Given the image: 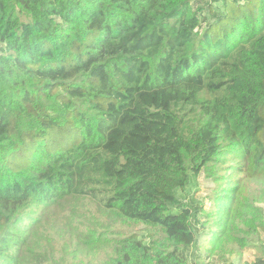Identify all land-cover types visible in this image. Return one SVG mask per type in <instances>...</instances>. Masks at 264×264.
Returning <instances> with one entry per match:
<instances>
[{
    "label": "trees",
    "instance_id": "1",
    "mask_svg": "<svg viewBox=\"0 0 264 264\" xmlns=\"http://www.w3.org/2000/svg\"><path fill=\"white\" fill-rule=\"evenodd\" d=\"M255 177L264 0H0V264H264Z\"/></svg>",
    "mask_w": 264,
    "mask_h": 264
},
{
    "label": "rangeland",
    "instance_id": "2",
    "mask_svg": "<svg viewBox=\"0 0 264 264\" xmlns=\"http://www.w3.org/2000/svg\"><path fill=\"white\" fill-rule=\"evenodd\" d=\"M228 169V168H227ZM230 171L227 172V176H233L234 174L231 173ZM213 176L211 177H206V176H201L198 177L192 185L186 189L184 193V197L192 201L195 204L198 205H204L207 208L209 207V200L208 198L210 197V190L214 188L216 182L213 180ZM264 196V177L262 178H251L249 181H243L239 184L238 191L236 193V196L233 199L232 207L233 208L234 204H236L239 208L240 211L242 208L246 206L247 203L249 202H255L256 205L261 207V209L264 211V203H257L258 199L260 196ZM231 216H233L231 212ZM230 217V216H229ZM137 233L139 237L147 239V235L149 231L144 228V226H136L132 227L131 229H125V232L123 234H129L130 232ZM260 238L264 240V233H260ZM256 250L254 248L246 249L243 251L242 255V262L241 264L246 262H251L255 255H256ZM230 262H233L234 264L236 263V259H229Z\"/></svg>",
    "mask_w": 264,
    "mask_h": 264
}]
</instances>
